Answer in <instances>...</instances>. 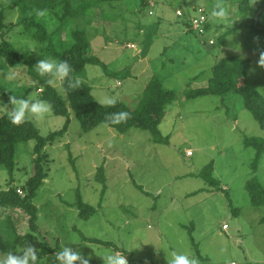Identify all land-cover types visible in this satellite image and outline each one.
Wrapping results in <instances>:
<instances>
[{"label":"rangeland","instance_id":"obj_1","mask_svg":"<svg viewBox=\"0 0 264 264\" xmlns=\"http://www.w3.org/2000/svg\"><path fill=\"white\" fill-rule=\"evenodd\" d=\"M14 1L0 0L6 25L18 22ZM240 1L147 0L145 7L142 0L100 2L76 21L88 31L92 53L108 67L109 72L99 66L86 68L85 79L101 105L114 99L135 106L154 76L176 93L160 125L170 144H156L138 128L124 135L106 125L86 132L72 113L66 135L45 148L48 174L33 200L39 215L38 236L45 242L25 240L20 247L34 246L44 264H58L55 252L65 245L82 253L89 264H103L104 251L115 249L89 243L87 238L114 243L127 261L132 256L136 264H168L172 252L195 258L199 264H264V205H254L247 188L254 178L264 187V155L256 164V151L244 142L247 137L264 139V129L238 94L186 100L184 92L195 77L191 88L207 86L212 68L222 58L239 56L251 60L248 81L264 96V66L259 63L264 33L252 28L251 15L239 12ZM255 1L251 0L253 7ZM218 5L226 15L212 17ZM200 8L213 25L204 36L186 25ZM40 20L59 50L72 43L70 32L76 24H62L50 13ZM260 27L264 29V15ZM33 31L16 25L4 35L28 55L31 64L7 70L0 60V76L16 74L12 80L5 74L9 83L33 82L29 67L34 69L42 54L41 45L31 37ZM127 42L136 48L128 49ZM61 83L54 86L60 89ZM40 91L31 97L40 99ZM7 101L0 94V117L10 111ZM29 120L44 136L61 130L66 122L52 111L42 120ZM35 144L33 140L17 145L14 185L22 192L33 174ZM211 163L221 192L196 176ZM103 165L108 177L105 196L96 180L97 168ZM132 178L149 194L138 189ZM9 181L8 172L0 169V192L9 188ZM78 191L85 203L97 209L88 220L79 216ZM12 214L18 219V231L27 233L28 216L19 211ZM39 242L53 250L44 251Z\"/></svg>","mask_w":264,"mask_h":264},{"label":"trees","instance_id":"obj_2","mask_svg":"<svg viewBox=\"0 0 264 264\" xmlns=\"http://www.w3.org/2000/svg\"><path fill=\"white\" fill-rule=\"evenodd\" d=\"M120 1L125 0H91L90 2L86 0H16L14 1V5L17 8L16 10L19 11L18 22L11 25L5 24L4 10L0 11V60L7 70L18 69L27 65L31 66L28 55L18 50L4 36L6 33L12 31L13 26L22 25L28 32L30 29L35 30L31 34V37L41 45L40 51L42 54H40L39 59L51 57L67 61L73 70L70 74L71 78H78L81 81L79 88L70 89L68 88L67 81H63L60 89H58L54 84L50 86L47 83L49 77L39 76L31 67H29V73L32 76L33 82L30 84L9 83L5 76L7 72H4L5 74L0 76V94L7 98L8 101L5 103V106H8L10 110L12 106L6 105L9 104V96L18 94L19 97L28 98L38 90H41L40 99L47 101L51 105L52 113L55 116L66 118V122L61 130L44 136L31 120H27L22 125L15 126L10 123L7 113L0 117V169H5L10 176L9 188L0 192V253L15 251L20 243L25 240H41L44 244V238L38 236L40 232L39 215L38 208L33 200L38 188L42 185L48 174V154L45 152V148L66 135L72 113L86 132L93 131L101 125H106L124 135L131 129L138 128L147 132L152 137L154 143L170 144V136L162 134L160 125L167 114L166 107L175 99L176 93L173 90L165 88L164 83L158 77L154 76L149 80L145 85L143 93L136 100V105L133 107L123 102H115L114 105H101L92 94V87L85 79L86 68L89 65L99 66L106 72L109 71L107 65L92 53L91 39L88 31L76 24V21L86 17L87 11L100 2ZM142 1V7H145L147 0ZM77 3L79 5L76 7ZM238 5L239 12L251 15L249 21L252 20L253 22L252 28L260 34L264 33V29L260 27L261 18L264 15V0H256L255 7L251 5V0H241ZM262 9L263 11L258 14ZM37 10H46V13L56 16L62 24H66L67 21L76 24L70 32L72 43H66L64 48L59 50L52 41L53 35L48 33L46 26L40 20L43 16L37 15ZM207 17L209 16L207 15ZM209 20L206 24V33L209 29L213 28ZM186 25L192 30L189 19ZM128 44L133 43L127 42L125 44L126 47ZM250 66L251 60L239 56L222 58L212 68V77L209 79L207 86L198 89L191 88L195 80L198 79L196 77L193 79V82L188 84L187 89L184 91L185 99L191 100L206 96L224 98L231 93L238 94L243 97L245 108L252 113L261 128L264 129V96L248 81L247 74ZM121 111L128 112L130 114L129 118L120 124H111L110 120L107 119L110 114ZM33 140L36 142L33 149L35 156L33 174L22 187L23 196L18 193L20 188L14 185L16 149L18 144ZM244 142L246 147H252L256 151L257 156L255 161L258 164V161L264 155V139L247 137ZM71 160L73 161V159ZM72 164H74V161ZM106 172L107 170L104 165L97 168L96 180L102 185V196H105L108 190ZM213 174L214 163H211L196 176L204 180L209 188L213 191L215 190L214 192L223 191L220 181ZM132 183L144 194H149L143 191V187L138 185L134 178H132ZM247 188L252 196L254 205L263 206V185L254 178L247 183ZM196 194L197 192L193 195ZM76 206L79 209V216L85 220H88L97 212L96 208L84 202L80 191L77 192ZM14 211H19L28 216L27 233L21 234L18 231V219L12 214ZM262 221L264 222V219ZM84 240L89 243L119 250L112 242L94 238ZM42 249L48 253L53 250L47 248L45 245L42 246ZM127 258L129 264H136L132 256H128ZM38 259L40 258L38 257ZM39 264L44 263L40 260Z\"/></svg>","mask_w":264,"mask_h":264},{"label":"clouds","instance_id":"obj_3","mask_svg":"<svg viewBox=\"0 0 264 264\" xmlns=\"http://www.w3.org/2000/svg\"><path fill=\"white\" fill-rule=\"evenodd\" d=\"M46 10H37L38 16H44ZM226 15L221 6H217L211 13L212 17H222ZM134 47V45H133ZM259 63L264 66V54H261ZM34 70L41 77H49L47 83L51 86L56 82L67 81L68 88H79L81 81L71 78L72 68L67 61L57 60L55 58L39 59ZM15 73L9 72L8 80L15 78ZM108 105H114V99H107L105 101ZM11 110L8 111L7 116L12 125L19 126L24 124L29 119L37 121L42 120L46 114L51 111V105L43 99H33L17 97L16 95L9 96V104ZM130 114L125 111L110 114L107 118L111 124H120L129 118ZM133 248L135 245H133ZM36 249L31 244L25 243L24 247L18 246L15 251H7L0 253V264H39L41 259H38ZM172 259L168 264H199L195 258H190L188 255L172 252ZM103 259V264H128L124 251L106 249L100 256ZM55 258L58 264H89V259L78 251H75L70 245H65L55 252Z\"/></svg>","mask_w":264,"mask_h":264},{"label":"built area","instance_id":"obj_4","mask_svg":"<svg viewBox=\"0 0 264 264\" xmlns=\"http://www.w3.org/2000/svg\"><path fill=\"white\" fill-rule=\"evenodd\" d=\"M177 15L180 16V17H183L184 14L182 11L178 10L177 11ZM189 22H190V26H191V29L195 32H197L198 35L200 36H204L206 34V24L208 22V17H207V14L205 12V10L203 8H200L197 10V14L193 17H191L189 19ZM210 45H213L214 42L213 41H210L209 42ZM134 44H128V48L132 49V48H136V46ZM120 84V82H119ZM187 156H192V151H188L187 152ZM19 193H23L21 190H18ZM223 229L224 230H227L228 229V226L227 225H224L223 226ZM231 264H235V263H231Z\"/></svg>","mask_w":264,"mask_h":264}]
</instances>
